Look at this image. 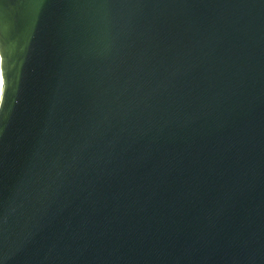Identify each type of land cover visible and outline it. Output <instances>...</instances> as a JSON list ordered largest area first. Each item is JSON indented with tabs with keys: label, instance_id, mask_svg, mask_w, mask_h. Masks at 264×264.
Returning a JSON list of instances; mask_svg holds the SVG:
<instances>
[{
	"label": "water",
	"instance_id": "1",
	"mask_svg": "<svg viewBox=\"0 0 264 264\" xmlns=\"http://www.w3.org/2000/svg\"><path fill=\"white\" fill-rule=\"evenodd\" d=\"M0 264H264V0H0Z\"/></svg>",
	"mask_w": 264,
	"mask_h": 264
},
{
	"label": "bare ground",
	"instance_id": "2",
	"mask_svg": "<svg viewBox=\"0 0 264 264\" xmlns=\"http://www.w3.org/2000/svg\"><path fill=\"white\" fill-rule=\"evenodd\" d=\"M0 66H1V57H0Z\"/></svg>",
	"mask_w": 264,
	"mask_h": 264
}]
</instances>
